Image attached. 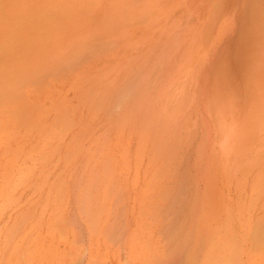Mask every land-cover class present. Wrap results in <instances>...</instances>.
Returning <instances> with one entry per match:
<instances>
[{
    "label": "rangeland",
    "instance_id": "rangeland-1",
    "mask_svg": "<svg viewBox=\"0 0 264 264\" xmlns=\"http://www.w3.org/2000/svg\"><path fill=\"white\" fill-rule=\"evenodd\" d=\"M105 1L0 0V264H264V0L186 66L184 0Z\"/></svg>",
    "mask_w": 264,
    "mask_h": 264
},
{
    "label": "crops",
    "instance_id": "crops-1",
    "mask_svg": "<svg viewBox=\"0 0 264 264\" xmlns=\"http://www.w3.org/2000/svg\"><path fill=\"white\" fill-rule=\"evenodd\" d=\"M118 0H106L105 4L103 7L108 6H115L116 2ZM137 1V0H136ZM142 1V0H139ZM161 0H157V3L160 2ZM153 8H155V0H152ZM140 4H143L142 2H137L135 6H129L131 8L137 7L133 12V16L136 15L142 16L143 11H144V6ZM128 7V8H129ZM131 8H129L131 10ZM206 9V2L203 1H193V0H184L183 1V14L176 15L175 11L171 13L172 20L163 23H168L172 24V26H164L161 27L160 30L162 33V36L160 35L157 38L160 39H183V56H184V65L186 66L188 62H191V57L195 52L193 51L194 49H197L198 47H203V41H207L209 39H219L225 37L223 34L224 32L233 33V40L239 41L240 39H246L247 41L251 40V33H247L248 36H244V32L246 27H243L241 23V19H243V16H220L216 14L215 16L213 15H203L204 10ZM125 14H128L125 12ZM194 14V15H193ZM130 15V14H129ZM131 16V15H130ZM245 19H248V21H244L246 23L251 21H254L252 18L249 19V16ZM127 23H138V21L130 20V21H124ZM183 24L182 27V33L179 32V29L175 24L176 23H181ZM245 23V24H246ZM232 26H228V25ZM241 25V27H240ZM178 29V30H177ZM178 34V35H177ZM166 35V36H164ZM180 35V36H179ZM182 35V36H181ZM94 38H105L104 36H94ZM260 38L257 36L254 40ZM228 39V36H227ZM232 40V41H233ZM193 41L194 44H193ZM198 41L200 42L198 44ZM233 44V43H232ZM237 44V43H236ZM198 45V46H197ZM217 49L221 48L220 44H216ZM233 46V45H232ZM234 48L237 46H233ZM194 48V49H193ZM218 54V52H217ZM223 54V52H222ZM169 55H175V52H169ZM242 75V74H241ZM244 76V75H243ZM241 80V79H240ZM262 80L258 81H250L248 80L247 82L242 78V81L238 82V90L232 91L231 96H235L239 98V100L235 101L237 103L239 102H244L245 104H254L257 101V97H260L263 99V104H264V79L262 83L260 84ZM243 82V83H242ZM245 82L247 84H245ZM235 90V89H234ZM240 98H246L245 100H242ZM261 101V100H260ZM240 104V103H239ZM259 110L258 108H256ZM264 109V106H263ZM256 110V111H257ZM245 111H250V109H245L244 107L241 108L240 112H245ZM259 112V111H258Z\"/></svg>",
    "mask_w": 264,
    "mask_h": 264
},
{
    "label": "bare ground",
    "instance_id": "bare-ground-1",
    "mask_svg": "<svg viewBox=\"0 0 264 264\" xmlns=\"http://www.w3.org/2000/svg\"><path fill=\"white\" fill-rule=\"evenodd\" d=\"M44 12V11H43ZM39 13H41V12H39ZM38 16V15H37ZM251 43V42H250ZM260 237V236H259Z\"/></svg>",
    "mask_w": 264,
    "mask_h": 264
}]
</instances>
